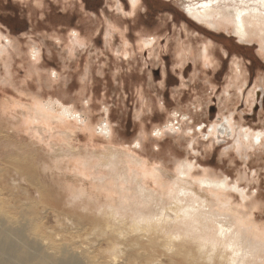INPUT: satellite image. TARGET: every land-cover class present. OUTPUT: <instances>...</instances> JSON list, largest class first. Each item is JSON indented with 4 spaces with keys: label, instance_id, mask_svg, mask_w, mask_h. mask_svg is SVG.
Listing matches in <instances>:
<instances>
[{
    "label": "rangeland",
    "instance_id": "1",
    "mask_svg": "<svg viewBox=\"0 0 264 264\" xmlns=\"http://www.w3.org/2000/svg\"><path fill=\"white\" fill-rule=\"evenodd\" d=\"M39 1L0 0V217L99 260L97 254L111 245L101 244L102 232L82 226L91 216L104 222L110 210L103 197L107 208L100 213V203L89 194L78 199L84 195L75 190L88 178L82 181L73 169L84 160L92 170L107 172L100 164L115 153L111 146L133 149L150 167L160 165L168 182L184 179L176 168L189 162L188 189L212 208L211 195L227 196L254 235L263 237L258 238L262 253L239 264H264V138L257 144L251 135L264 131L259 41L241 40L228 21L212 25L188 13L190 3L206 0H141L136 10L130 0ZM255 2L263 0H230L232 5ZM75 29L85 41L70 35ZM141 35L155 38L154 43L140 46ZM124 40L130 44L127 53ZM204 43L210 46L207 59ZM55 99L89 116L91 126L81 124L72 132L57 127L56 112L47 106ZM226 118L233 119L232 133ZM106 120L111 136L99 130ZM244 131L251 133L246 137ZM205 177L225 181L226 187L209 191L198 183ZM235 184L237 189H228ZM167 206L171 217L164 220L165 229L154 227L147 234L152 231L158 246L173 249L169 237L176 227H185L183 220H174L175 206ZM120 218L119 225L106 228L116 234L131 230L133 219ZM182 234L175 246L186 255L178 264H195L198 248L210 253L214 264L218 258L231 264V247L222 240L214 244ZM44 247L53 251L48 243Z\"/></svg>",
    "mask_w": 264,
    "mask_h": 264
},
{
    "label": "bare ground",
    "instance_id": "2",
    "mask_svg": "<svg viewBox=\"0 0 264 264\" xmlns=\"http://www.w3.org/2000/svg\"><path fill=\"white\" fill-rule=\"evenodd\" d=\"M187 11L189 14L203 21H210L212 25L218 23V20L228 21L234 26L241 40L256 38L259 41L261 49L264 50V0L260 3L255 2L252 5H232L230 0H206L202 3L192 2L188 5ZM114 26L119 30L117 24ZM79 31L81 30L79 29ZM79 31L74 30V32L79 34L75 39L77 42L85 41L86 38L82 35V31ZM145 31L149 30L146 29ZM152 39L155 38L143 37L141 35L138 44L140 46L142 44L150 46L154 43ZM124 41L127 53L130 49V44L128 40ZM209 47L208 43H204L203 57L205 59L208 58L207 50ZM37 53H35L36 56H38ZM49 103L47 106L50 109L48 110L56 112L57 127L65 128L72 132L74 127L83 128L81 124L87 127L91 126L89 116L76 112L73 107L66 105L59 99H55ZM40 113H43V111ZM232 120V118H226V126H228L229 133L234 132L236 128L235 125L233 126ZM104 123V126H99L100 129H98L106 136H111L112 129L110 124L107 120ZM46 125L49 126V121H47ZM169 126L170 124H166L164 127L167 129ZM220 129L224 130L222 126ZM259 132L264 133V131ZM160 133L161 135L163 134V128H160ZM243 133L248 137L251 132L244 131ZM263 138L264 136H261V140ZM137 143L140 145V142ZM110 149L114 150L115 153L106 156V163L100 164V166L107 168V172L103 171L104 169L102 170V168L92 170L91 163L89 161L83 163L82 161L84 160H78L79 163L73 169L76 175L81 176L82 181L88 178L86 179L88 183L86 182L85 186H81L75 190L76 194L80 195L79 197L85 196L78 199L85 200L86 194H89L87 196L88 199L93 198L98 204L100 203L99 207H97V211L100 210L99 213L105 209L104 206L106 205H108V210H110L104 222H101L103 219H98L97 216L94 218L91 216L87 220L86 227L82 226V228H87L88 225H91L98 235L102 232L101 244L107 243L111 245L108 250L97 254L100 259L90 260L86 254L82 251H76L70 245L50 243L48 236L44 234L39 236L36 230L35 232L26 233L24 227L18 226L12 220L0 217V264H171V261L178 264L176 262L178 261L177 259L180 256L186 255L184 253L185 249L179 250L175 246V238L181 240L182 233L186 235L192 233L193 236L196 235V238H200V240H204L205 242L210 241L216 244L222 240L223 243L230 245L231 249H228L232 253L231 264H239L238 261L243 258L254 257L255 255L259 256L262 253L260 251V240L263 237L258 236L259 234L256 235L257 237L254 235L251 227L247 224L249 220L246 222L245 218H241L238 214V211L235 212L227 196L223 199L221 194L213 193L214 195H211L212 208L194 190L188 189L185 179L191 177V165L189 162H182L176 168L177 173H179L178 176L181 175L184 179H179V183L176 181L168 182L164 178L163 168L160 165H151L150 167L146 162L147 160L141 157L136 150L115 146H111ZM73 155L76 156V154ZM198 183L203 185V188H209V191L219 189V186L226 187L225 181L222 183L210 177H205L202 180L199 179ZM236 185H229L228 189H237ZM37 191L43 194L39 188ZM73 194L74 190H71V195L73 196ZM102 197L106 205H102ZM156 203L158 204V208L157 206L154 208ZM166 204L175 206L174 220H183V227H185L183 230L176 227L172 232L173 235L171 234L172 236L169 237V239L171 238L170 242L168 243L169 240H166V244L168 243L170 246H173V249L171 247L164 249L160 244L158 246L156 244L158 237L151 235L152 231L149 235L147 234L148 230H152L154 227L165 229L164 227L167 223L164 220L171 217L166 212V208H169ZM203 212H206L208 217H205ZM121 216L125 219H133L134 224L132 229L121 234H116L112 229L108 230L107 228L119 225ZM136 223H140V225ZM103 225L106 230H101ZM145 225H147L148 229L144 230ZM36 226L33 228L36 229ZM136 226L138 227L136 228ZM156 233L158 234V232ZM43 243H48L53 251L49 252ZM204 256L208 257V259H205ZM195 257L197 258L193 260L195 264H214L212 263L214 257L207 252L204 254L203 248H198V252L195 251ZM157 258L160 259L157 260ZM222 258L225 259V257ZM216 264H222L219 258L216 260Z\"/></svg>",
    "mask_w": 264,
    "mask_h": 264
},
{
    "label": "snow or ice",
    "instance_id": "3",
    "mask_svg": "<svg viewBox=\"0 0 264 264\" xmlns=\"http://www.w3.org/2000/svg\"><path fill=\"white\" fill-rule=\"evenodd\" d=\"M140 2H141V0H130V6L134 9V10H136V9H138V6H139V4H140ZM124 15L125 16H134L135 15V12H126V13H124ZM144 15H147V12L145 11V13H144ZM146 23V22H145ZM72 37H77L79 34L78 33H76V32H72L71 34H70ZM148 45H145V47H147ZM80 47H84V44L81 42L80 43ZM35 58V57H34ZM52 76H56V73L55 72H53L52 73ZM259 127V126H258ZM158 134V133H157ZM251 135L253 136V139H254V141H255V143H257V144H259L260 143V140H261V136H264V133H262V132H259V133H255V132H253V133H251Z\"/></svg>",
    "mask_w": 264,
    "mask_h": 264
}]
</instances>
